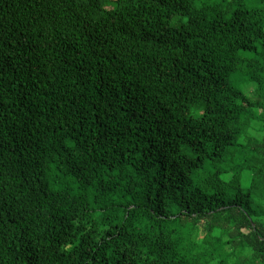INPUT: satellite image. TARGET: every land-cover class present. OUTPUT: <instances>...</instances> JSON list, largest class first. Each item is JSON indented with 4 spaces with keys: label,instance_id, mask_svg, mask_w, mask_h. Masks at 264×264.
Segmentation results:
<instances>
[{
    "label": "trees",
    "instance_id": "16d2710c",
    "mask_svg": "<svg viewBox=\"0 0 264 264\" xmlns=\"http://www.w3.org/2000/svg\"><path fill=\"white\" fill-rule=\"evenodd\" d=\"M0 264H264V0H0Z\"/></svg>",
    "mask_w": 264,
    "mask_h": 264
},
{
    "label": "rangeland",
    "instance_id": "374dc122",
    "mask_svg": "<svg viewBox=\"0 0 264 264\" xmlns=\"http://www.w3.org/2000/svg\"><path fill=\"white\" fill-rule=\"evenodd\" d=\"M246 91L248 93L249 96H255V92H254V86L249 84L247 87H246ZM203 236V230L201 229L199 231V238H201Z\"/></svg>",
    "mask_w": 264,
    "mask_h": 264
}]
</instances>
